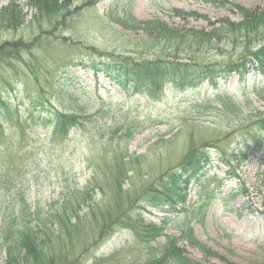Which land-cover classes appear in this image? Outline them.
Instances as JSON below:
<instances>
[{"label": "rangeland", "instance_id": "1", "mask_svg": "<svg viewBox=\"0 0 264 264\" xmlns=\"http://www.w3.org/2000/svg\"><path fill=\"white\" fill-rule=\"evenodd\" d=\"M9 1L0 0V7ZM18 1L24 5L26 23L17 31L0 35V46L20 39L28 45L21 59H10L7 68L0 65V78L4 76L0 79L4 100L0 104V176L6 174L11 162L16 163L8 176L15 180V188L2 201L0 226L6 212L17 217L18 223L44 226L50 210L70 189L83 188L94 171L103 189L98 199L112 207V216L117 217V207L123 206L124 200L113 186L119 173L116 157L134 161L128 165L123 189L138 200L151 187L147 185L157 184L179 165L192 141L197 145L214 141L228 152L242 150L247 154L239 177L229 175L215 160L182 191L180 199L166 207L140 213L127 203L122 209L140 213L153 229L147 232L138 227L136 233L117 229L86 252L78 246L76 257L81 264H146V254L158 252L165 235L180 236V228L189 225L211 254L182 244L192 260L264 264V216L259 213L262 199L256 193L264 175V150L248 149L239 132L264 115V75L234 76L220 83L217 91L202 85L186 92L167 89L152 97L127 92L108 78H98L78 66L89 59L93 52L89 48L152 58L155 49L146 43L142 22L159 20L180 32L210 31L225 19L239 22L237 6L264 9V0H76L71 9L78 11L72 20L58 25L43 23V29L34 19L36 11L25 5L27 0ZM89 1L94 5L87 6ZM176 9L198 15L178 16ZM112 13L120 15L125 25L113 22L109 17ZM238 38L243 40L241 35ZM233 41L228 36L214 39L195 57L220 62L236 58L241 44ZM184 55L181 57L186 60ZM218 94L232 96L234 101L225 105ZM36 98L47 110L83 114L85 123L67 139L53 140L47 127L27 117ZM38 112L35 109L33 115ZM209 151L213 156L220 153L215 148ZM240 185L248 193L239 191ZM234 192L237 195L228 205L220 199ZM49 225L44 231L51 235ZM164 225L163 235L151 239ZM83 233L85 241L76 243L93 244L95 226H86ZM148 245L152 246L149 251Z\"/></svg>", "mask_w": 264, "mask_h": 264}, {"label": "trees", "instance_id": "2", "mask_svg": "<svg viewBox=\"0 0 264 264\" xmlns=\"http://www.w3.org/2000/svg\"><path fill=\"white\" fill-rule=\"evenodd\" d=\"M75 1L27 0L25 5L36 11L34 19L40 24V29H43V23L58 25L72 20L78 11L71 9ZM93 5L94 3L89 1L87 6ZM236 8L241 14L239 22L225 19L210 31L191 29L180 32L159 20L142 22L144 26L142 25L141 29L148 38L146 43L155 49L152 58L140 59L103 53L95 48H89L93 51L89 59L82 60L78 66L98 78L100 76L108 78L127 92L152 97L163 94L167 89L186 92L202 85L211 86L217 91L220 83L227 82L234 76L243 79L249 74L264 75V9H248L240 6ZM175 11L178 16L198 15L196 12H184L178 9ZM109 17L113 22L125 25L120 15L112 13ZM26 18L24 5L22 6L18 0H10L0 7V35L19 30L26 23ZM238 35H241L243 40L240 41ZM224 36L232 38L234 43L240 42L241 48L238 49L236 58L220 62L195 57L204 47L208 48L214 39ZM26 51L28 45L22 39L4 42L0 46V65L6 64L4 67L7 68V61L19 59ZM181 55L187 59H182ZM3 78L4 76H1L0 79ZM218 98L225 105L234 101L232 96L226 94H218ZM1 103L4 104L2 90H0ZM31 103V112L27 116L29 121L34 120L47 127L53 140L67 139L74 130H78L85 123L83 114L68 113L57 108L47 110L40 98L32 99ZM35 109L39 111L37 116L33 115ZM239 132L248 149L264 150V115L255 118L251 125L247 124L240 128ZM211 148L219 149V155L213 156L209 151ZM6 158L11 162L12 155L8 154ZM246 158L247 154L242 150L228 152L223 147L219 148L214 141L202 145L192 141L179 165L162 176L157 184L147 185L151 187L143 191L138 200H134V196L124 192L123 189L128 180V165L134 164V161H125V156L120 159L116 157L115 165L119 173L113 180V186H117L118 195L124 200V205L117 207L119 212L117 217L112 216V207L104 205L102 199H98L97 194L103 189L94 171L93 177L83 188L70 189L61 202H58V206L50 210L46 217L48 223L44 226H48L50 222L49 228L53 238L44 231L43 225L18 223L17 217L6 212L0 226V264H81V260L76 257L78 246L83 247L86 252L95 244L103 243L110 238L117 229H129L135 232L136 228L142 227L144 231L149 232L153 227L145 224L141 212L166 207L174 200L180 199L182 191L215 160L226 167L229 175L239 177L238 171ZM137 161L141 163V160ZM11 164L6 174L0 176V185H3L0 186L2 209V201L11 196L15 188V180L8 176L15 171L16 163L11 162ZM135 169L134 167L133 170ZM256 189V193L262 199V210L259 213L264 216V175ZM239 191L248 193L243 185H240ZM236 195L234 192L220 199L225 200L228 205ZM127 203L130 209H133L134 205L140 213L134 214L131 210L122 209ZM134 217L137 219L134 220ZM88 225L95 226L96 240L89 246L87 244L82 246L76 241H85L86 238L82 236ZM164 228L165 225L154 231L152 235L155 236L151 239L162 236ZM180 231V236L165 235L164 242H160L158 252L146 254V264H203L189 258L183 245L188 244L208 255H211L210 249L196 238L189 225L181 227ZM151 247L146 246V250L149 251Z\"/></svg>", "mask_w": 264, "mask_h": 264}]
</instances>
